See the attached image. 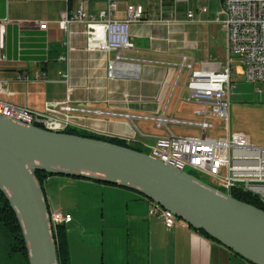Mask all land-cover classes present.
<instances>
[{"label":"crops","instance_id":"crops-1","mask_svg":"<svg viewBox=\"0 0 264 264\" xmlns=\"http://www.w3.org/2000/svg\"><path fill=\"white\" fill-rule=\"evenodd\" d=\"M79 1L0 0V22H6L4 59L0 61V81L4 90L1 100L41 111L46 101L64 99L65 85L59 79V73L64 71L65 64L58 58L65 53L63 43L66 35L57 22L67 6L76 5ZM82 1L90 13L106 7V0ZM114 1L118 7L116 18H123L126 6L133 5L142 7L149 20L161 18L172 23L169 26L147 22L131 24L132 49L123 52L122 56L133 60L138 71L135 77L124 75L115 80L106 79V59H112L114 54L106 56L100 52H87L84 37L73 36L68 53L73 89L70 99L107 113L154 117L164 109L166 118L189 120L196 106L185 102L188 97L185 88L187 73L180 83V78L176 80V68L180 66L182 57L190 59L196 70L225 67V35L221 26L213 22L220 0H197L196 3L164 0L162 9L156 0ZM200 8L207 9L202 16ZM187 12L198 13L196 18L201 22H189ZM41 22L47 23L45 31L34 28L36 23ZM21 73H26L30 81H15L16 75ZM36 74L45 78L33 81ZM74 123L77 126L73 129L103 137L124 139L132 134L127 121L110 115L74 118ZM61 178L54 176L48 179L44 190L50 211L69 214L67 209L70 206L72 218L66 226L74 224L70 225L68 235L71 264H90L98 255V247L100 264H248L183 221H178L175 227L167 230L161 219L149 216V201L132 189L63 177L68 178L67 182L73 186L69 205L64 197L56 196L59 192L56 188L53 190L55 185L60 188L65 182ZM95 190H101L106 195L110 212H107V221L102 228L113 216L117 222L124 223V237L113 231L105 234L103 230V242L98 243L95 241L96 227L83 230V234H75L77 231L74 229L78 226H75L77 219L73 221L72 212L78 217L82 212L79 201L83 205L89 198L80 196L89 194L85 191ZM113 203L119 205L114 208L118 209V213H113L110 207Z\"/></svg>","mask_w":264,"mask_h":264},{"label":"built area","instance_id":"built-area-1","mask_svg":"<svg viewBox=\"0 0 264 264\" xmlns=\"http://www.w3.org/2000/svg\"><path fill=\"white\" fill-rule=\"evenodd\" d=\"M156 1L162 9L164 0ZM117 11L114 0H106L105 9L95 13H90L82 0L76 5L67 6L57 22L59 29L66 35L63 43L65 53L58 58L65 64L64 71L59 73V79L65 85L64 99L46 101L41 111L19 107L0 99V115L25 126H36L55 133H65L76 128L74 118L110 115L123 119L130 124L132 134L120 140L127 144L137 143L146 151L141 153L151 158L160 157L164 165L192 175L220 193L232 194L233 190H241L256 196L264 204V146L246 144L241 139L237 140L229 131V92L234 88L230 69L231 54L240 58L245 81L261 84L263 90L256 88V92L264 96V0H220L213 22L221 26L225 35L227 63L224 68L196 70L190 59L182 57L179 71L187 70L185 88L188 97L185 102L196 106L189 120L166 118L164 109L154 117L107 113L90 109L70 99L73 89L70 85L68 53L71 51L73 36L84 37L87 52H100L106 56L114 54L112 59H106V79L115 80L124 75L135 77L136 74L133 70L137 67L135 62L122 56L123 52L132 49L130 25L147 22L169 26L172 23L161 18L156 21L147 19L143 8L139 6H126L123 18L115 17ZM206 11V8H200V16ZM196 17V13L187 12L189 22H201ZM17 25L22 27L20 23ZM5 27L6 22H0V61L4 59ZM34 28L45 31L47 23H36ZM44 78L36 74L32 80ZM15 81L30 80L26 73H21L16 75ZM2 94L4 90L0 81ZM135 120L153 122L156 129H163L167 134L151 137L135 126ZM215 120H223L225 123L224 135L208 134L215 129ZM170 125L191 129L195 135L176 136L169 129ZM149 205V216L161 219L167 230L181 221L158 204L149 201ZM48 218L53 233L56 226L69 223V217L60 211L49 210Z\"/></svg>","mask_w":264,"mask_h":264},{"label":"water","instance_id":"water-1","mask_svg":"<svg viewBox=\"0 0 264 264\" xmlns=\"http://www.w3.org/2000/svg\"><path fill=\"white\" fill-rule=\"evenodd\" d=\"M34 171L132 189L248 264H264V211L141 152L25 126L0 115V190L31 264H57L48 206Z\"/></svg>","mask_w":264,"mask_h":264},{"label":"rangeland","instance_id":"rangeland-1","mask_svg":"<svg viewBox=\"0 0 264 264\" xmlns=\"http://www.w3.org/2000/svg\"><path fill=\"white\" fill-rule=\"evenodd\" d=\"M189 1H191L192 3L197 2V0H189ZM191 6L193 7L192 11L194 12L195 8L192 4ZM230 59H231L230 69L232 71L231 79L234 88H232L229 92V102H230L229 131L233 135H235L237 140L241 139L246 144L254 145V146H264V96L256 92V88L263 90V86L258 83L246 82L244 78V69L240 64V58L237 55L231 54ZM226 63H227V59L225 60V64ZM176 69H177L176 80L180 78L179 81L181 80L180 83H182L184 80V75L187 73V70L182 69L181 71H179L180 69L179 67H177ZM214 123L216 124L215 129L211 132H208V134L210 136L224 135L225 129H223V126L225 123L223 122V120H215ZM135 125L142 132H147L148 134H150L151 137L164 136L165 134H167L166 131L164 133L163 129L162 130L156 129L153 122L135 121ZM169 129L176 136L195 135V133L191 131V129L181 126L170 125ZM142 151L146 152L143 149ZM55 177H62V176H55ZM61 179H64L63 181L65 182L61 184L62 186L60 188L56 187L55 185V187H53V190L56 188L59 191L58 192L59 194L57 193L56 196L61 195L62 197H64L63 200L70 205V190L73 189V186H70V184L67 182L68 178L62 177ZM45 186L46 183L44 184V188ZM60 191H62L61 194ZM85 192H88L89 194L87 195L83 194L80 196V198H82L83 196H88L89 198L87 203L83 205L81 204V201H79L82 212L79 213L78 217H76V215L72 212L73 221L74 219H77L75 226L76 227L78 226L77 229H74V231H77L75 232V234L79 232L83 234V230L89 231L90 228L96 227L97 236L95 237V241H97L98 243L103 242V235H102L103 230L105 234L108 231H113L117 235H121V237H124L125 236L124 223L117 222V218L113 216H111L107 225H105V227L102 228V224L106 223L107 221V212H109L108 205L105 201L106 195H103L101 193V190L85 191ZM81 193L82 192L80 191V194ZM116 206L119 205L116 203L110 205V207L113 209V213H118V209L116 210L114 209L116 208ZM52 211H57V210H52ZM67 211L69 212V214L66 213L65 214L69 217V223H70L72 218L70 216V206L69 209H67ZM70 225L74 226V224L71 223L66 226L69 236H70V228H71ZM96 252L99 255V247ZM98 255H95L93 262H91L90 264H100V257H98Z\"/></svg>","mask_w":264,"mask_h":264},{"label":"trees","instance_id":"trees-1","mask_svg":"<svg viewBox=\"0 0 264 264\" xmlns=\"http://www.w3.org/2000/svg\"><path fill=\"white\" fill-rule=\"evenodd\" d=\"M65 133L84 137V138L101 140L137 152H142L141 147L137 143L132 142L130 144H127L125 141L115 137H103L100 135H96L93 133H89L77 129H69L65 131ZM33 174L35 181L41 186L46 205L48 206L45 198L44 184L48 181V179L54 177V175H50L49 173L43 171H34ZM232 196L234 199L240 202H244L257 209L264 211V204L261 203L256 196L248 192H244L241 190H233ZM197 232H199L206 238L211 239L203 231H197ZM53 235H54V241L56 247L57 264H71L70 243H69L68 230L66 225L62 224L56 226ZM0 241H1L0 264H31L29 259L27 244L24 240L23 232L19 224V221L17 219L16 213L11 207L10 202L8 201V199L1 190H0Z\"/></svg>","mask_w":264,"mask_h":264},{"label":"bare ground","instance_id":"bare-ground-1","mask_svg":"<svg viewBox=\"0 0 264 264\" xmlns=\"http://www.w3.org/2000/svg\"><path fill=\"white\" fill-rule=\"evenodd\" d=\"M133 70L136 71V74H137L138 68L137 67L136 68L134 67ZM152 159H154V160L159 161V162L162 163V160L160 159V157H153Z\"/></svg>","mask_w":264,"mask_h":264}]
</instances>
